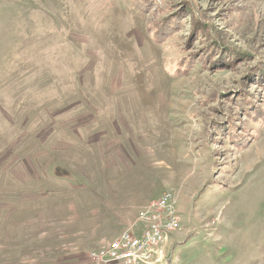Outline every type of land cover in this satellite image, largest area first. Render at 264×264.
<instances>
[{"label":"rangeland","instance_id":"obj_1","mask_svg":"<svg viewBox=\"0 0 264 264\" xmlns=\"http://www.w3.org/2000/svg\"><path fill=\"white\" fill-rule=\"evenodd\" d=\"M260 71L264 0H0V264H91L166 192L158 264H264Z\"/></svg>","mask_w":264,"mask_h":264},{"label":"built area","instance_id":"obj_2","mask_svg":"<svg viewBox=\"0 0 264 264\" xmlns=\"http://www.w3.org/2000/svg\"><path fill=\"white\" fill-rule=\"evenodd\" d=\"M138 222L143 225L140 232L135 226L124 230L107 245L90 251L89 260L94 263L158 264L162 260L161 246L180 223L173 193L166 192L152 200L139 214Z\"/></svg>","mask_w":264,"mask_h":264},{"label":"trees","instance_id":"obj_3","mask_svg":"<svg viewBox=\"0 0 264 264\" xmlns=\"http://www.w3.org/2000/svg\"><path fill=\"white\" fill-rule=\"evenodd\" d=\"M150 2H152V0H141L142 5H145L146 8ZM176 30L177 27L174 28L171 24L168 23L166 26L163 25L162 27H160V29L155 33L154 38L157 42L163 43L166 40L167 34H172ZM259 74L263 79L262 81H264V71H260ZM238 103L244 114L254 121H258V119L262 117L263 111L261 109L257 110L258 108L255 107V105H251L252 103L250 102V100L242 99ZM231 127H233V125ZM231 129H227V131L230 132ZM233 140H235L238 145H242L246 138L244 136H241L240 134H237V136L235 137V139L233 138Z\"/></svg>","mask_w":264,"mask_h":264},{"label":"crops","instance_id":"obj_4","mask_svg":"<svg viewBox=\"0 0 264 264\" xmlns=\"http://www.w3.org/2000/svg\"><path fill=\"white\" fill-rule=\"evenodd\" d=\"M138 232H140L141 230H138V229H136ZM122 233V232H121ZM121 233H116L115 232V235H111V236H108V238H118L120 235H121ZM89 254V253H88ZM88 257V256H87ZM89 259V258H88ZM91 261V260H90ZM92 262V261H91ZM123 264V263H119V262H111V264ZM91 264H99V263H94V262H92Z\"/></svg>","mask_w":264,"mask_h":264}]
</instances>
